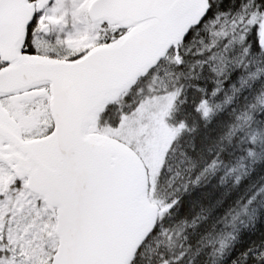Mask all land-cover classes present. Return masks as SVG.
Here are the masks:
<instances>
[{
	"label": "snow or ice",
	"instance_id": "snow-or-ice-1",
	"mask_svg": "<svg viewBox=\"0 0 264 264\" xmlns=\"http://www.w3.org/2000/svg\"><path fill=\"white\" fill-rule=\"evenodd\" d=\"M0 264H264V0H0Z\"/></svg>",
	"mask_w": 264,
	"mask_h": 264
}]
</instances>
